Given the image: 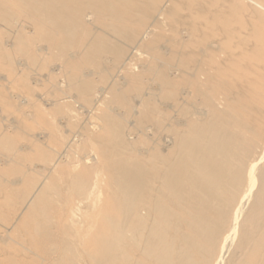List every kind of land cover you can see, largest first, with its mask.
<instances>
[{
	"label": "bare ground",
	"instance_id": "6f19581e",
	"mask_svg": "<svg viewBox=\"0 0 264 264\" xmlns=\"http://www.w3.org/2000/svg\"><path fill=\"white\" fill-rule=\"evenodd\" d=\"M0 104V264H264V0H0Z\"/></svg>",
	"mask_w": 264,
	"mask_h": 264
},
{
	"label": "rangeland",
	"instance_id": "374dc122",
	"mask_svg": "<svg viewBox=\"0 0 264 264\" xmlns=\"http://www.w3.org/2000/svg\"><path fill=\"white\" fill-rule=\"evenodd\" d=\"M0 106H1V104H0ZM1 107H2V106H1ZM2 112H4V113H2ZM2 112L0 113V115L2 114L1 117H0V119H1V120H0V123H1L0 126H1V128H2L3 126H5V125H8V122L6 121L8 118H7V117H6L7 119L4 118V117L7 116L8 114H7L4 110H3ZM4 114H5V115H4ZM4 119H5V121H3ZM6 123H7V124H6ZM1 128H0V129H1ZM15 137H16V136H15ZM19 141H20V140H19ZM19 141H17L16 143H19ZM36 162H37V161H36Z\"/></svg>",
	"mask_w": 264,
	"mask_h": 264
}]
</instances>
